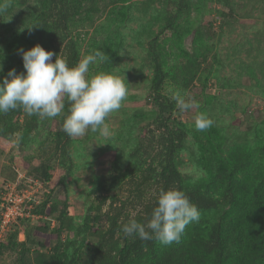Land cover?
Here are the masks:
<instances>
[{"label":"trees","instance_id":"16d2710c","mask_svg":"<svg viewBox=\"0 0 264 264\" xmlns=\"http://www.w3.org/2000/svg\"><path fill=\"white\" fill-rule=\"evenodd\" d=\"M131 1L113 2L114 8L108 16L115 24V39L108 35L104 42L113 56L122 45L121 26L125 27L131 19ZM212 2L229 9L228 12L219 10L221 17L232 16L231 0H163V10L157 16L161 26L154 30L147 25L146 49L153 71L149 89L155 111L141 127L140 136L128 152L126 165L123 166L120 156L115 155L111 173L95 176L93 186L101 201L92 204L83 222L75 225L69 214V201L50 203L51 195H47L33 208V213L40 215V225L29 228L25 242L18 241L19 225L16 230H10L7 240L0 242V255L19 251L20 261L31 264L27 260L28 243L48 248L51 240H38L34 234L46 233L50 223L44 217L54 216L57 225L51 230L56 242L48 253L37 250V264H264V122L256 123L245 137L243 133L234 137L213 119L211 128L199 132L195 130L194 121L175 116L180 110L171 99L176 90L185 93L195 79L207 86L214 75L213 65L218 60L215 44L204 39L199 29L193 31L195 20L192 16L194 11ZM255 2L263 5L264 13V0ZM40 9L24 17L22 28L1 55L8 70L14 68L17 73L24 72L20 49H29L37 43L45 50L66 57L69 66L81 59V44L74 29L94 23L84 1L42 0ZM167 31L171 39L181 45L185 38L196 33L192 49H181L172 64L164 45L170 40L164 38ZM210 57L213 61L203 68L202 63ZM260 71L264 74V65H260ZM170 82L174 83V88L167 92ZM68 108L66 102L64 115ZM198 111L210 114L204 108ZM63 119L62 115L41 120L35 115L29 116L21 108L0 114V153L3 143L12 141L16 133L22 134L18 146L23 149L44 129L43 160L29 172L45 185L55 180L58 163L65 173L56 183L65 184L67 177L74 174L76 163L72 151L75 138L63 131ZM184 154L201 170L198 179L183 174ZM18 155V164L24 168L31 165L32 159ZM122 183L136 191L133 195L135 206H140L136 214L124 212L130 196L121 198L116 192ZM173 187L185 191L198 206L199 222L189 224L180 241L171 245L126 237L122 226L130 219L147 223L157 206L159 192ZM5 189L0 186V201ZM102 193L106 194L101 196ZM107 202L105 209L103 205ZM28 219H22L21 223ZM65 229L74 230V236L63 239ZM89 235H96L97 239L85 244Z\"/></svg>","mask_w":264,"mask_h":264},{"label":"rangeland","instance_id":"374dc122","mask_svg":"<svg viewBox=\"0 0 264 264\" xmlns=\"http://www.w3.org/2000/svg\"><path fill=\"white\" fill-rule=\"evenodd\" d=\"M41 1L13 0L12 6L0 16V63L3 64L0 80L7 76L9 71L1 55L6 52L15 33L22 28L24 17L27 14H33L36 9L39 10ZM83 1L94 23H87L84 27L77 26L74 29V35L78 37L81 44V58L93 54L96 50L104 52L105 60L98 65L90 66L91 71L93 73L109 72L121 78L125 77L128 95L121 108L107 118V122L115 131L114 138L108 141L109 143L99 145L104 142L103 138L98 132L94 133L90 130L85 136L75 138L72 150L76 163L74 174L67 177L65 184H57L56 181L65 172L56 163L55 180L51 183L47 182L46 189L40 193L44 199L47 195H51L50 203L54 200L69 201V214L75 225L83 222V217L92 204L97 205L101 201L93 186L95 176L111 173L115 155L120 156L123 166L126 165L128 152L140 136L141 127L146 125L148 118L155 111L149 89L153 71L146 49L149 40L147 25L149 28L151 25L152 29L158 30L161 20L159 21L157 16L163 10V0H132L131 19L127 21L125 27L121 26L122 45L113 56L110 47H107L104 41L108 35L110 38L114 37L115 24L109 21L108 16L119 0ZM231 2L233 6L231 17H221L219 10L228 12L229 9L216 2L209 3L202 10L193 12L192 16L195 20L193 31L199 29L204 39L214 42L218 60L214 62V75L209 79L207 86L195 79L185 93L195 97L200 104L199 108L210 111L208 115L211 119L222 128L225 127L227 133H233L234 137L243 133L245 137L256 123L264 122V74L260 71V65H264V13L263 5L255 0H231ZM83 16L86 18V15ZM209 23L212 25L210 26ZM169 34L170 32L167 31L164 34L166 36H163L170 39L164 40V45L169 52L168 61L172 64L176 61L181 49H192L196 33L185 38L182 45L175 43V39H171ZM212 61L210 57L208 61L202 63V67L204 68ZM173 88L174 83L170 82L166 91L171 92ZM197 110L199 109L186 112L180 110L175 116L191 122L194 121ZM44 131L43 129L33 136L32 141L23 149H19V146L11 141L3 143V151L0 153V186L13 181L14 178V181L18 178L25 181L37 178L29 171L43 160L41 141L44 139ZM18 154L23 158L32 159L31 165L24 168L18 164L16 161ZM184 157L185 161L181 165V170L185 177H198L201 170L189 160L187 154H184ZM118 186L116 192L121 198L130 196L126 199L125 214H136L137 209L140 208L135 206L133 195L136 191L134 188H129V184L126 183ZM105 194L102 193L101 196ZM108 202L103 205V208H108ZM61 204L59 203L60 206ZM44 219L50 223V229L46 233L39 231L34 234V237L38 240H51V243L47 249L28 243L30 252L27 253V260L31 264H37L38 249L39 252L48 253L50 246L56 242L54 231L51 230L57 225L56 219L54 216H45ZM28 220L18 226L20 242L27 240L30 227L40 225V219ZM74 232V230L65 229L62 234L63 239L74 236ZM96 235H89L85 244L94 243L97 239ZM0 264L23 263L20 261L19 251H9L0 255Z\"/></svg>","mask_w":264,"mask_h":264},{"label":"clouds","instance_id":"9594fccd","mask_svg":"<svg viewBox=\"0 0 264 264\" xmlns=\"http://www.w3.org/2000/svg\"><path fill=\"white\" fill-rule=\"evenodd\" d=\"M12 3L13 0H0V16ZM28 28L31 31L32 26ZM20 54L25 71L17 73L14 68L10 69L7 76L0 80V114L21 108L29 116L35 115L41 120L63 115V131L70 138L83 137L89 130L98 132L103 138L104 142L99 145L109 143L114 138L115 131L107 118L121 108L127 98L128 88L125 77L91 71L90 66L105 60L104 52L96 50L93 54L83 56L73 66H69L66 57L45 50L38 43L29 49H20ZM2 71L3 64L0 63ZM171 99L182 112L200 107L195 97L180 90L174 91ZM66 102L69 108L64 115ZM213 123L206 112H196V131L204 132ZM21 141L22 134L16 133L11 142L18 146ZM200 218L198 206L187 193L173 187L159 192L157 206L147 223L130 219L122 226V232L126 237L171 245L179 242L186 227L192 222H199Z\"/></svg>","mask_w":264,"mask_h":264},{"label":"built area","instance_id":"2783aa9c","mask_svg":"<svg viewBox=\"0 0 264 264\" xmlns=\"http://www.w3.org/2000/svg\"><path fill=\"white\" fill-rule=\"evenodd\" d=\"M2 186L6 189L0 201V242L7 240L10 230H15L22 219L39 218L40 215L33 213V208L43 199L40 193L46 189L38 178L30 181L18 178Z\"/></svg>","mask_w":264,"mask_h":264}]
</instances>
